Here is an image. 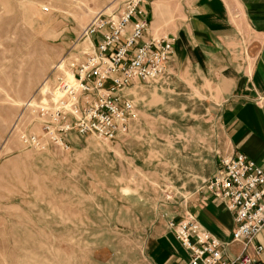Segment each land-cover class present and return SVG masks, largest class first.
<instances>
[{"label": "rangeland", "instance_id": "obj_1", "mask_svg": "<svg viewBox=\"0 0 264 264\" xmlns=\"http://www.w3.org/2000/svg\"><path fill=\"white\" fill-rule=\"evenodd\" d=\"M121 2L0 0V264H159L176 246L168 218L186 211L188 194L121 137L54 140L41 117L58 78L93 48L85 27ZM164 2H144L149 24Z\"/></svg>", "mask_w": 264, "mask_h": 264}, {"label": "crops", "instance_id": "obj_2", "mask_svg": "<svg viewBox=\"0 0 264 264\" xmlns=\"http://www.w3.org/2000/svg\"><path fill=\"white\" fill-rule=\"evenodd\" d=\"M163 1V18L153 4L144 40L171 36L173 54L162 78L124 90L137 120L120 140L135 147L143 167L189 195L185 210L233 259L243 252L233 242V215L204 183L225 157L242 154L264 168V0ZM169 231L176 246L159 264H186L189 253ZM255 246L264 249V229L247 249L264 264V250L257 255Z\"/></svg>", "mask_w": 264, "mask_h": 264}, {"label": "built area", "instance_id": "obj_3", "mask_svg": "<svg viewBox=\"0 0 264 264\" xmlns=\"http://www.w3.org/2000/svg\"><path fill=\"white\" fill-rule=\"evenodd\" d=\"M121 1L85 27L81 38L90 40L93 48L81 62L71 64V79L58 78L51 103L41 106L44 129L54 140L56 133L75 132L110 141L128 134L137 112L124 90L135 81L154 82L166 73L175 39L145 41L150 26L142 10L146 0ZM25 141L40 143L35 135L25 136ZM204 187L232 213L233 242L241 243L243 252L227 258L223 244L188 214L168 222L189 253L186 264H259L247 249L264 229V168L242 154L225 157ZM263 250L255 246L257 255Z\"/></svg>", "mask_w": 264, "mask_h": 264}]
</instances>
